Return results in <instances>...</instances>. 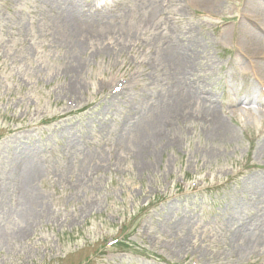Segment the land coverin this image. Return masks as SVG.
<instances>
[{"label": "rangeland", "instance_id": "rangeland-1", "mask_svg": "<svg viewBox=\"0 0 264 264\" xmlns=\"http://www.w3.org/2000/svg\"><path fill=\"white\" fill-rule=\"evenodd\" d=\"M262 54L264 0H0V264H264Z\"/></svg>", "mask_w": 264, "mask_h": 264}, {"label": "bare ground", "instance_id": "bare-ground-1", "mask_svg": "<svg viewBox=\"0 0 264 264\" xmlns=\"http://www.w3.org/2000/svg\"><path fill=\"white\" fill-rule=\"evenodd\" d=\"M197 1H203V0H197ZM257 22L259 20H257V18L255 19ZM264 55V54H262ZM180 65L183 66L184 68H187L189 67L190 64V60L189 58L187 57L182 59V61H180ZM262 94L263 96L261 97L258 96L255 92H253V96L250 97L251 99H248L247 97L244 98L245 100L248 99L250 102L249 103H254V104H261L263 107H264V87H263V90H262ZM263 99V100H262ZM246 104V103H244ZM262 107V108H263ZM217 106H212L211 109H210V113H211V117L213 118L211 123H212V131H213V137L215 140H221V141H228L230 137H232V132L233 130L231 129V127L226 124V120L223 119L222 117H219L217 115ZM226 111V110H225ZM229 112H231L232 114H234L236 112V109L235 110H230ZM228 114V113H227ZM264 117V114H262L261 118ZM259 122V121H258ZM264 123V122H262ZM262 125V124H261ZM162 129V128H165L164 125L162 124L161 125V128L159 126H156L150 131V133L156 129ZM261 128H264L263 126L260 127ZM258 130V135H257V139L258 142H257V145H256V151H255V154L258 158H264V130ZM162 130H160L159 132L161 133ZM158 132H155L156 134V137L160 134ZM256 178V184H258L260 186V195L262 196L264 194V177L260 178V176H255ZM33 180V175L30 176V178H28V180L26 181V188H29L30 185H31V181ZM29 203H30V206L33 205L35 203V197H33L32 200H29Z\"/></svg>", "mask_w": 264, "mask_h": 264}, {"label": "clouds", "instance_id": "clouds-1", "mask_svg": "<svg viewBox=\"0 0 264 264\" xmlns=\"http://www.w3.org/2000/svg\"><path fill=\"white\" fill-rule=\"evenodd\" d=\"M260 130H264V128H261Z\"/></svg>", "mask_w": 264, "mask_h": 264}]
</instances>
